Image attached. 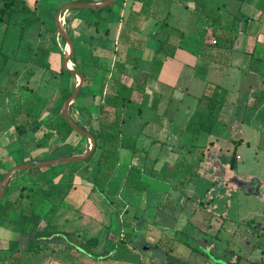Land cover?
Instances as JSON below:
<instances>
[{"label": "crops", "instance_id": "1", "mask_svg": "<svg viewBox=\"0 0 264 264\" xmlns=\"http://www.w3.org/2000/svg\"><path fill=\"white\" fill-rule=\"evenodd\" d=\"M102 1L15 0L16 11L3 15L0 75L7 71L9 78L7 86L0 90V109L6 111L10 123L2 133H14L17 125L29 124L31 120L41 124V129L36 133L28 131L21 137L14 134L10 140L17 146L13 151L36 153L35 157L27 154L23 163L12 161L14 152L6 150L7 143L0 146V185L5 174L16 166L72 158L80 152L78 145L75 151L71 150L77 140L74 133L68 137L62 132L56 135L61 142L51 154L46 148H37L36 140L46 127L60 121L65 95L73 92L77 84L74 75L60 72L62 41L55 31V14L70 3ZM211 2L116 0L109 11L102 9L91 14L83 9L86 12L71 10L65 14L73 29V56L84 73L94 78L92 84L82 87L83 93L70 105V118L84 125L88 120L96 125L100 116L98 105L103 102L99 98L116 94L113 74L117 62L124 64L121 82L130 86L138 73V81L143 83L134 85L132 103L123 114L121 125L124 135L121 140L128 144L134 141L137 152L133 156L130 150L118 149V164L103 188L108 201L104 203L84 180V173L94 171L99 151L89 163L88 171L73 167L80 162L54 165L62 167L41 171L39 180L31 174H17L22 170L13 173L0 199L3 232L0 255L8 259L13 251L18 252L4 263L21 264L24 258L31 263L36 255L37 264H176L173 259L186 264H227V255H218L224 250L239 255V264L264 261L261 255L264 247L257 243L251 246L246 238L247 232L254 231L256 240L264 239V212L258 228L254 220L246 223L230 220L236 228L229 239L220 241L224 248L211 251L212 244L200 247L207 249L215 260L184 245L188 238L185 235L193 239L200 236L204 243L209 238L212 223H208L206 231L201 229L204 221L197 211L203 207L206 211L204 203L208 206L215 201L213 193L217 187L231 194L236 188L245 191L251 177L238 176L237 165L242 162L239 147L245 146L252 152L250 162L264 167V0H214L216 5ZM99 15L105 19L100 27L107 29V34L96 33L92 26ZM186 16L198 23L191 25ZM208 16L214 17V23ZM126 19L137 28L128 44L119 38ZM203 30H207L212 41L203 39ZM165 40L167 52L158 53ZM107 59L110 68L102 76L104 71L93 62L101 64ZM90 68L93 72L86 73ZM208 86L215 87L214 98L219 101L214 102L217 107V114L212 115L214 127L211 134L193 133L186 127L200 98L206 97ZM225 99L231 102L229 111L236 113L229 119L226 114L224 118L218 117L225 112ZM245 130L250 131L249 135ZM87 145L89 142L82 143L83 148ZM72 168L75 170L70 173ZM250 168H254L253 164ZM53 176H57L53 184H42L43 179ZM131 178L137 181L132 184L134 189L128 187ZM194 179L210 182L211 188L201 190ZM228 182L234 186L232 190L227 188ZM257 184V195L261 198L264 182L257 179ZM176 194H182L180 200L175 199ZM179 207L180 215L176 214ZM214 210L213 219L220 221L215 239L221 240L219 235L224 232L227 220L216 213L217 208ZM122 223L127 226L122 227ZM238 230L245 232L237 233ZM53 232L59 234L49 236ZM91 238L98 240L92 251L103 255L102 258L91 259L77 250L80 242ZM34 241L37 246L31 245ZM164 254H168V259L162 257Z\"/></svg>", "mask_w": 264, "mask_h": 264}, {"label": "trees", "instance_id": "2", "mask_svg": "<svg viewBox=\"0 0 264 264\" xmlns=\"http://www.w3.org/2000/svg\"><path fill=\"white\" fill-rule=\"evenodd\" d=\"M3 1V7L0 9V22H3V15H11L12 12L16 11V6H15V0H2ZM116 0L109 5L108 7H106L105 11H109L112 8V5L115 4ZM203 2V0H202ZM206 7V6H204ZM87 12L93 14L94 11L92 10H86ZM209 21H211L212 23H214V17L213 16H208ZM105 21V19L102 16H97L96 21L93 23L91 22H86V25L88 26H93L95 28L96 33H102V34H107V29H101L100 25ZM71 22L70 20L65 17L64 20V29L67 35L72 34L71 32ZM137 28L131 23L130 19H126L123 22V27L120 31L119 34V38L120 40L124 43V44H128L130 42V36L132 34H134L136 32ZM174 31H177L176 29H173ZM73 31V29H72ZM172 31V32H174ZM181 34V33H180ZM52 35L55 37V31H52ZM214 35L216 38H219L217 36V34H215L214 31ZM182 38V35H181ZM60 40L62 41V43L64 44L65 41L63 39L60 38ZM167 44V40H165L164 42H162V45L160 46L159 50L157 51L158 53H163V52H167L164 51ZM93 50V49H92ZM71 63H72V68L78 72H80L83 76V85L82 87H87L90 84H92L94 78L87 76L83 69L82 66H80L77 61H76V57L72 56L71 58ZM95 67H98L100 70H103V75H105V73L108 71L107 69L103 68L101 66V64L98 63V61L93 62ZM159 65L156 67L157 70H159ZM46 71L54 74V72H52L49 68H46ZM61 73H65L67 75H70L67 72H64L62 69L60 71ZM58 73V75H61V73ZM124 72V64L117 62L116 63V72L113 74V78L115 79V82L117 84V90H116V94L112 95V96H108L102 99V97H100V100H103V102L101 104L98 105L99 108V114L100 116L98 117L97 124L96 125H92L90 123V121L88 120L86 125L80 123L79 121H74V123L76 124V126L82 130L88 131L90 134H92V136L95 139V149L92 153V155L86 159L84 162L74 165V166H83L84 169L86 171L89 170V163H91L92 159L94 158V156L96 155V153L99 151L98 155H97V159L95 161V169L94 171H90L86 177L89 178L90 180V185H91V191L94 193H97L100 198L106 202L107 199L104 196L103 193V188L106 185V183L108 182L115 166L118 164L119 161V157H118V149L119 148H124L127 150H130L132 155L134 156V154L137 152V149L135 147V142L132 141L131 143H127L124 139L121 140V137H124L123 135V131L121 128L123 119L122 116L125 113V111L128 109V107L131 105L132 103V92H133V88L134 85L138 83V85L141 86V84H143L142 82L138 81L139 75L138 73L135 75V77L132 79V84L130 86H126L124 83L121 82V77L123 75ZM100 76L98 78L99 83L101 84L103 77ZM117 76V77H116ZM72 91L69 92L68 94L65 95V100L71 95ZM82 88L80 90V94H82ZM98 93L101 96L102 93V85H100ZM202 100V101H201ZM204 100V101H203ZM159 102V101H158ZM202 102V103H201ZM204 102V103H203ZM157 104V103H156ZM155 104V105H156ZM201 104L203 107H201ZM200 106V108H199ZM209 109L210 113H205V108ZM107 108V109H106ZM213 108H215L214 103H212L210 97H201L200 98V104L198 105V108L196 109V111L194 112V114L192 115V117L190 118L188 124H187V130L193 132V133H200V132H204L206 134H211L213 127H214V122H212V118H213V114H211V112L213 111ZM70 117H71V112H70ZM92 118V117H91ZM215 119V117H214ZM73 120V119H72ZM16 132L18 134V137H21L23 134H26L28 131H32L33 133L38 132L41 129V124H39L38 122L31 120L29 124L26 125H17L15 127ZM65 134L67 137L71 134L74 133L77 140H76V145L75 146H71V150L75 151L76 150V146L78 145V148H80V152L77 154H74V156L78 157L83 155L84 153H86L88 151V147L89 145H87L86 148L82 147V143H88L87 139L84 138L83 136L77 134L76 132H74L69 125L66 123L65 119H64V114L63 112L61 113L60 116V121L56 124H53L52 126H50V128L46 127V130L42 133V135L36 140V147L39 149H48V154L54 153L59 149V143L61 142V139L56 138V135L60 134V133ZM58 139V141H57ZM231 162L233 163V158L231 159ZM231 163V167H233V164ZM56 166H50L47 167L46 170L50 171V170H54ZM75 168H72V170L70 171V173H72V171H74ZM14 177V175L12 176ZM11 177V179H12ZM54 178H57V176H53L51 178H46L42 180V184H53L54 183ZM11 179L8 182V185L11 182ZM137 181H134V179H130L128 180V183H130L131 185L128 184L129 188L133 187V183H135ZM134 189V188H132ZM111 206H113V204L111 203ZM122 227H125L127 225H121ZM129 228V227H128ZM55 234H59V233H49V236H53ZM62 234V233H60ZM62 235L64 236H70L66 233H63ZM98 244V240L97 238H91L89 240H86L84 242H80L79 245L76 246L77 250L80 251L82 254H84L85 256H87L88 258L91 259H99L102 258L103 255H97L95 254L92 249L95 248ZM184 245L186 247H188L189 249H191L194 252L200 253L202 255H204L207 259L210 260H215L214 257L210 254L207 253L204 250H201L198 247L195 246H191L187 241H184ZM14 244L10 245V247H13ZM15 252H18V249L16 251H13L11 253V255H9L7 258L8 259H3L0 258L1 263L6 262L7 260H10L13 258V255L15 254ZM230 255L232 256V259L230 261L227 262V264H239L241 261V257L237 254H235L234 252H230ZM164 259H168V254H164L162 256ZM173 261H175L176 264H186L183 263L182 261L178 260V259H173ZM166 264V263H165ZM250 264H264V261H257V262H251Z\"/></svg>", "mask_w": 264, "mask_h": 264}, {"label": "rangeland", "instance_id": "3", "mask_svg": "<svg viewBox=\"0 0 264 264\" xmlns=\"http://www.w3.org/2000/svg\"><path fill=\"white\" fill-rule=\"evenodd\" d=\"M211 3H212L211 5H216L214 0H212ZM113 6H114V4L112 5V7ZM75 11L80 12V13L86 12L83 9L82 10H75ZM186 17L190 18L191 25H192V23H194L195 25H196V23H198V21L192 20L193 17H189V16H186ZM230 18L231 17H228L227 19L229 20ZM194 19H196V18H194ZM184 30H186V28ZM71 32H73L72 29H71ZM203 32H204V34L201 35L203 37V39H205L206 41H212V38L210 37V34H208L207 30H203ZM198 34H199V32H198ZM68 37L71 40L74 39L72 37V35L71 36L68 35ZM75 41H77V40L75 39ZM153 43L157 44L156 41H154ZM61 45H62V48H61L62 50H61V55H59V56L62 59L63 55H65V47H66V45H65V43L64 44L62 43ZM104 61L105 62L101 63V66L103 68H105V69L110 68V63L108 62V59L104 60ZM20 66L22 67V65H20ZM18 67H19V65H16V68H18ZM71 67H72V65H71ZM85 72L90 74V73L93 72V68H90L87 71L85 70ZM8 78H9V75H8L7 71H4L0 75V90L7 86V79ZM18 82L20 84L23 83L21 80H19ZM211 84L215 85L214 82H212ZM215 92H216V89H215L214 86H208L207 89H206V97H210L212 103L216 102V104H219V101L216 100V97L214 98V94H216ZM136 97H138V95H136ZM226 102H227V105L226 106L223 105L225 107V110H224L225 112H223V113L221 112L218 117L224 118V115L226 114L227 117H225V118L229 119L232 116L236 115V113H234V112L232 113V112L229 111V109H230L229 104L231 103L230 100H226ZM216 108H217L216 106H215V108H213V111L211 112V114H213V115L217 114ZM204 112L206 114L210 113L208 107L205 108ZM0 117H1L0 118V133H1L0 134L1 135L0 136V146L2 144H4V143H7L8 145L6 146L7 147L6 150L8 151L10 149V151H13V150H15V147H17V146H16V144H13L10 140H12V137L15 136L14 134L17 135L16 129L15 128L13 129L14 133H12V132H10V133L7 132L6 134L2 133L5 130V128L8 126V124L10 123V121H8L9 119L6 116V111L3 108L0 109ZM82 124H84V123H82ZM244 133L249 135L250 131L245 130ZM229 137H230V131H227L226 138H229ZM57 141H58V139H57ZM250 141L252 142L251 143V147L252 146L254 147L255 146L254 145V139L251 138ZM207 145H208V143H207ZM22 146H25V145H22ZM25 148H27V146ZM226 148H229V146H227ZM13 152L14 153L12 154V157H13L12 161H14V162L18 161V163L25 162V158L27 157V154L30 157L37 156L36 153H29V152L27 153V150L26 151L22 150V152L21 151H13ZM223 152H225V149H224ZM237 152L242 157V162L237 165L238 176L239 177H243V176H247L248 177V176H250L251 179H248L247 184H245V185H247L245 191H240V189L236 188V189H234L236 192L231 194V191L228 192V190H226L225 188L223 189V187L222 188L221 187L220 188L217 187L215 189V192L213 193V195L216 197L215 201L210 203V205H208V206H206V203H204L206 211L202 210L204 207L197 211V213L202 218V221H204V226L202 225L201 229L206 231L208 229V228H206V226L208 225V223L211 222L212 223L211 228H213V230H212V232H210L209 238L207 240H205L206 243H204L203 238L200 237V236L198 237V239H193V238L189 237L188 235H185V236L188 237V238L186 237L187 238V242L191 246H197L198 248H200L201 246L208 247L209 244H212V246L210 247L211 251H214V249L216 250L218 247L219 248L220 247L224 248L225 246L222 243H220V241H222L224 243V241L229 239L231 234L234 232V230L236 228V226L234 224H230L231 223L230 220H233V221H236V220L242 221L243 220L245 223L248 222V221L254 220L255 221L254 226L257 227V228L259 226L258 224H260L262 222V217H263L262 214L264 212V190H262L260 192L261 198H258V195H257V191H258L257 179H259L260 181L264 182V167L262 166V164H259L257 166V165L254 164V162H250L251 161L252 152L249 149H247L245 146L239 147L237 149ZM55 155L57 156L59 154H55ZM230 156H231V153L229 154V158H230ZM37 160H38V158H37ZM251 164H253L254 168H250ZM74 165H77V164H74ZM57 167H62V166H56L55 168H57ZM73 167L81 168L83 166H79L78 165V166H73ZM206 167H208V166L206 165ZM45 169L44 170H42V169L22 170V171L18 172L17 174H25V175H30L31 174V175H34V177H36V179L39 180V176L43 175V174H40V173H42L41 171H44V172L47 171ZM242 173H245V174H248V175H243ZM84 175H85L84 176L85 182L90 184V180L88 178L89 176L86 177L85 173H84ZM233 175H235V173ZM235 176H237V175H235ZM229 177L230 176H228V179H229ZM194 182L199 183V185H201V190H205L206 191V189L208 190V189L211 188L210 187V182H208L206 180H200V182H199L198 180L194 179ZM228 183H229V185H227V188H229V187H230V189L234 188V186H232L230 182H228ZM235 193H237V194L234 195ZM181 197H182V194L181 195L180 194H176V198L175 199L176 200H180ZM182 200H183V198H182ZM101 201H103V203H104V200H101ZM215 208H217L216 213L222 214L224 216L223 218H226V220H227V224L225 226L224 232L221 235H219V238L220 239L222 238L221 240L215 239L216 234H214V233L217 232L216 230L219 227V222H220V221H216V220L213 219V217L216 218L215 210H214ZM180 212L181 211H180V207H179V208L176 209V214L180 215L181 214ZM165 221H167V220H165ZM163 223L165 224V222H163ZM244 232H240V230H238L237 233L243 234ZM0 233L3 234L2 230H0ZM247 233L248 234H246V238H248L250 240V242L252 243L251 246H256V243H257V245L261 246V248L264 247V239L260 238L259 240H256L257 237H256V235H254V231H252V232L250 231V232H247ZM11 239H13V237ZM214 244H215V246H213ZM31 245L35 246L36 245V241H34ZM245 249H247V247H245ZM204 251H207V249H205ZM218 251H219V249H218ZM218 251H216V254H217ZM230 252L231 251L224 250L221 254H218V255H222L223 253L225 255H227V257L225 256L226 257V263H227L229 260L232 259V256L230 255ZM5 255H8V254H5ZM261 255H262V258H264V255L263 254H261ZM0 258L6 259V257L3 256V255H0ZM38 259H39V257L34 255L31 263H27L25 258H24L21 261V264H37ZM259 260H260V257H259ZM10 263L11 264H15L14 262H10ZM10 263L9 262L1 263V261H0V264H10Z\"/></svg>", "mask_w": 264, "mask_h": 264}, {"label": "water", "instance_id": "4", "mask_svg": "<svg viewBox=\"0 0 264 264\" xmlns=\"http://www.w3.org/2000/svg\"><path fill=\"white\" fill-rule=\"evenodd\" d=\"M113 2H114V0H104L98 4L70 3V4L64 5L63 7L58 9V11L55 14V18H54V26H55L56 34L58 37H60L61 39H63L65 41V45L67 48V51H66L65 55H63V58H62V70L64 72H67L69 74L71 73L72 75H74L76 77V81H77V84L75 86L74 91L71 93V95L65 101L64 111H63L64 119H65L66 123L69 125V127L74 132L85 137L88 140V142H89L88 151L79 157L57 158V159H53V160H49V161H45V162H41V163H37V164H32V165L16 166V167L10 169L5 174V176L3 177V180L1 182L0 199L3 196L4 190L8 184V181H9L11 175L17 171L32 170V169H43V168H47V167L62 164V163H80V162H84L86 159H88L92 155V153L95 149L94 137L88 131H85V130L78 128L76 126V124L74 123V121L70 118V115H69L70 105L73 103V101L79 95L80 90L82 88L83 76L80 72L74 70L71 67V58L73 56L74 47H73L72 40L68 37V35L65 32L64 24L62 23V18L67 12H69L71 10L88 9V10H92V11H98V10L105 9L106 7L111 5Z\"/></svg>", "mask_w": 264, "mask_h": 264}, {"label": "built area", "instance_id": "5", "mask_svg": "<svg viewBox=\"0 0 264 264\" xmlns=\"http://www.w3.org/2000/svg\"><path fill=\"white\" fill-rule=\"evenodd\" d=\"M64 20H65V15L63 16V18H62V23L64 24Z\"/></svg>", "mask_w": 264, "mask_h": 264}, {"label": "bare ground", "instance_id": "6", "mask_svg": "<svg viewBox=\"0 0 264 264\" xmlns=\"http://www.w3.org/2000/svg\"><path fill=\"white\" fill-rule=\"evenodd\" d=\"M66 51H67V48L65 47V53H66Z\"/></svg>", "mask_w": 264, "mask_h": 264}, {"label": "clouds", "instance_id": "7", "mask_svg": "<svg viewBox=\"0 0 264 264\" xmlns=\"http://www.w3.org/2000/svg\"><path fill=\"white\" fill-rule=\"evenodd\" d=\"M9 238H11V237H9Z\"/></svg>", "mask_w": 264, "mask_h": 264}]
</instances>
